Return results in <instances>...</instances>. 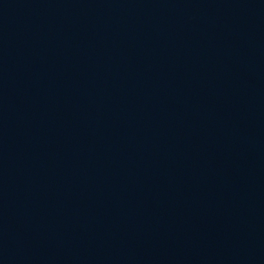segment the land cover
Wrapping results in <instances>:
<instances>
[{"label":"water","instance_id":"95a60500","mask_svg":"<svg viewBox=\"0 0 264 264\" xmlns=\"http://www.w3.org/2000/svg\"><path fill=\"white\" fill-rule=\"evenodd\" d=\"M0 264H264V0H0Z\"/></svg>","mask_w":264,"mask_h":264}]
</instances>
